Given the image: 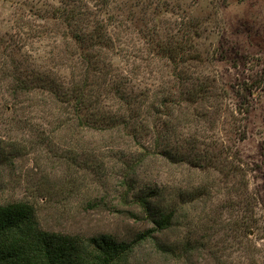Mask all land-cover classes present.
<instances>
[{"label": "rangeland", "instance_id": "rangeland-1", "mask_svg": "<svg viewBox=\"0 0 264 264\" xmlns=\"http://www.w3.org/2000/svg\"><path fill=\"white\" fill-rule=\"evenodd\" d=\"M66 3L71 23L59 17ZM89 54L101 111L121 113L115 84L144 116L138 141L151 149L141 160L138 138L108 129L111 119L11 91L14 73L71 87ZM182 86L209 95L195 110L207 114L193 163L163 154L162 95ZM123 173L175 211L169 228L135 246L134 264H264V0H0V203L34 202L51 231L133 240L155 225L120 185Z\"/></svg>", "mask_w": 264, "mask_h": 264}, {"label": "trees", "instance_id": "trees-1", "mask_svg": "<svg viewBox=\"0 0 264 264\" xmlns=\"http://www.w3.org/2000/svg\"><path fill=\"white\" fill-rule=\"evenodd\" d=\"M71 13L72 8L69 9V4L66 3L60 8L59 17L69 20L67 16H71ZM70 20L75 21V14L70 17ZM172 52L170 49L168 56L174 59ZM93 56L90 54L84 56L87 62V73L77 81L74 79L71 87L64 88L57 79L54 80L51 76L44 74L41 76L31 74L29 77L21 78L20 75L16 77V73H14L16 83L11 87V91L16 96L27 94L28 98L33 101L40 97L46 101L52 98L53 102L66 103L68 106L71 104L70 107H74L73 113L78 114V116L82 112L88 116H98L103 123H107L111 119L112 125L107 127L108 129L115 127L119 129L120 126H123L124 130L128 129L129 134L138 138L135 141L137 142L136 145L142 146L143 150L137 161L141 160L139 158L144 154H149L151 149L147 146L148 144L145 146L141 141H138L140 136L143 137L144 135L140 132L148 129L144 116L140 115L139 110L136 112L130 110L132 109L131 104L134 102L126 96L122 86L118 85L117 87L115 84L112 89L118 102H121L118 104L119 109H117L121 113L114 112L110 115V111H101L100 96L103 92L95 79L97 77L91 76L92 72H100L101 69H99V64L92 61ZM5 76L12 75L10 73ZM36 79L40 80V83L31 85ZM180 81L183 80L180 79ZM180 90V93L173 99H170L168 95H162L161 105L163 104L165 108L159 112L163 116L161 122L165 127L167 138L164 142L167 144L163 146V154L173 162L193 163L198 158L195 151V141H197L196 132L200 130L198 126L201 122L198 116L202 114L198 111L195 112V110H197L198 104L209 95L206 87L189 89L182 86ZM167 103H170L169 107L165 106ZM56 108L62 110L60 106H56ZM64 108L61 115H66V106ZM122 109L125 111L122 112ZM206 114L203 112L202 115ZM196 119L199 121H195ZM185 130L189 131L190 136L188 138L185 137ZM182 142L190 144L192 149L189 153L178 152L183 145ZM172 144H176V151L172 150ZM130 164L131 162L125 164L126 170L132 167ZM212 164L214 163H211V166H213ZM122 175L124 176L121 178L120 185L128 187V192L135 190L133 199H131L132 204L144 213L146 219L154 223L155 227L152 231L148 229L147 232L138 234L133 240L120 238L113 233H99L89 236L51 231L42 227L38 208L34 202L18 200L0 203V264H134L131 260V253L135 246L147 238L153 237L154 231L169 228L175 211L173 209L166 212L165 209L156 204L152 187L139 188L138 179L131 176V173H123ZM101 202L102 199L94 198L89 200V205L97 207Z\"/></svg>", "mask_w": 264, "mask_h": 264}]
</instances>
